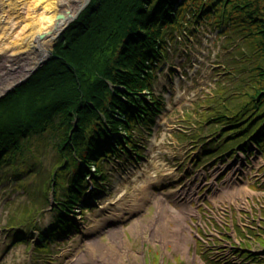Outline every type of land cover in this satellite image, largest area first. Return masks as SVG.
<instances>
[{
    "label": "rangeland",
    "instance_id": "374dc122",
    "mask_svg": "<svg viewBox=\"0 0 264 264\" xmlns=\"http://www.w3.org/2000/svg\"><path fill=\"white\" fill-rule=\"evenodd\" d=\"M191 25L175 34L166 63L154 68L151 93L161 108L150 131L136 127L132 133L133 151L140 158L129 151L102 162L104 184L91 191L90 199L82 196L89 205L72 206L75 228L68 234L43 252L37 248L38 235L56 215L51 192L46 200L37 199L42 202L33 212L36 223L9 229L13 217L34 208L37 191L33 186L28 194L12 181L0 184V264H262L237 254L264 250V152L246 142L250 152L240 154L237 147L223 144L226 123L208 122L225 106L234 109L245 91L242 77L231 79L223 69L232 58L239 68L245 66L235 57L234 45L241 40L229 43L225 36L217 37L219 31L210 23ZM56 142L53 132L32 138L18 166L35 160L47 178L59 161ZM219 144V151L209 152ZM25 182L38 184V178ZM140 189L147 198L135 202L132 197ZM189 191L193 201L184 203L191 213L183 221L188 240L179 250L159 239L158 229L173 225L162 219L156 203ZM241 191L246 193L242 198L229 200Z\"/></svg>",
    "mask_w": 264,
    "mask_h": 264
},
{
    "label": "trees",
    "instance_id": "16d2710c",
    "mask_svg": "<svg viewBox=\"0 0 264 264\" xmlns=\"http://www.w3.org/2000/svg\"><path fill=\"white\" fill-rule=\"evenodd\" d=\"M207 22L229 43L241 40L234 45L235 57L245 63L239 68L232 58L224 64L231 79L242 77L245 91L234 109L225 106L208 122L229 123L224 125L226 145L240 149L238 141L249 139L263 152L264 0H92L60 37L49 62L0 100V184L12 181L28 194L33 186L37 191L34 208L13 217L9 229L36 223L37 199L46 200L52 192L61 205L37 248L45 250L49 242L68 234L73 224L67 215L80 203L85 177L90 176L86 169L94 166L102 184L101 161L134 150L132 128L149 129L160 109L150 93L153 68L166 59L178 33L188 31L191 23ZM49 132L57 138L59 161L42 178L37 161L23 167L17 161L32 138ZM116 134L123 136L118 139ZM34 177L38 184L25 182ZM17 220L21 222L16 226ZM17 240L24 242L20 235ZM247 258L264 263V257Z\"/></svg>",
    "mask_w": 264,
    "mask_h": 264
},
{
    "label": "bare ground",
    "instance_id": "6f19581e",
    "mask_svg": "<svg viewBox=\"0 0 264 264\" xmlns=\"http://www.w3.org/2000/svg\"><path fill=\"white\" fill-rule=\"evenodd\" d=\"M87 2L88 0H0V94L25 78L50 56L62 31ZM155 169L158 171L160 168L156 166ZM245 194L241 191L229 199L238 200ZM132 198L135 202H143L147 196L140 189ZM187 200L193 201L191 191L180 195L173 193L168 196V200L156 203L162 219L173 225L171 230L159 228V239L162 243H171L179 250H183L188 240L183 226V221L191 213L190 207H186L184 203Z\"/></svg>",
    "mask_w": 264,
    "mask_h": 264
},
{
    "label": "water",
    "instance_id": "95a60500",
    "mask_svg": "<svg viewBox=\"0 0 264 264\" xmlns=\"http://www.w3.org/2000/svg\"><path fill=\"white\" fill-rule=\"evenodd\" d=\"M90 4V0H88L86 6L79 12V14L72 20V22L76 21L79 17V15L88 7ZM71 22V23H72ZM69 25L62 31L65 32L68 29ZM53 50V48H52ZM49 61V57L46 58L44 61L40 62L25 78H23L21 81H19L17 84L13 85L10 89L5 90L1 95L0 99L4 98L6 95H8L11 91H13L16 87H18L20 84L24 83L31 75H33L39 68L43 67L47 64Z\"/></svg>",
    "mask_w": 264,
    "mask_h": 264
}]
</instances>
